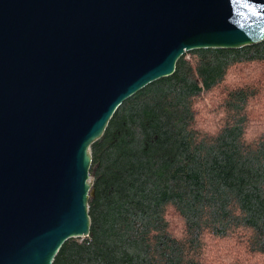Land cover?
<instances>
[{"label": "water", "instance_id": "1", "mask_svg": "<svg viewBox=\"0 0 264 264\" xmlns=\"http://www.w3.org/2000/svg\"><path fill=\"white\" fill-rule=\"evenodd\" d=\"M264 42V0H0V264L90 236L91 147L196 50Z\"/></svg>", "mask_w": 264, "mask_h": 264}, {"label": "trees", "instance_id": "2", "mask_svg": "<svg viewBox=\"0 0 264 264\" xmlns=\"http://www.w3.org/2000/svg\"><path fill=\"white\" fill-rule=\"evenodd\" d=\"M262 92L264 42L187 53L125 101L91 147L90 236L54 264H264Z\"/></svg>", "mask_w": 264, "mask_h": 264}, {"label": "rangeland", "instance_id": "3", "mask_svg": "<svg viewBox=\"0 0 264 264\" xmlns=\"http://www.w3.org/2000/svg\"><path fill=\"white\" fill-rule=\"evenodd\" d=\"M186 54H187V53H186ZM190 58H191V55L188 54V55H187V59H190ZM260 96H263V97L260 98L256 103H258L259 105H261V110L258 109V108L253 107V110H252V111H254L253 115H254L255 118H251V119H256V118H258V117L263 116V115H262V112H263V110H264V92H262ZM259 107H260V106H259ZM256 111H262V112H260V114H258ZM263 113H264V112H263Z\"/></svg>", "mask_w": 264, "mask_h": 264}]
</instances>
